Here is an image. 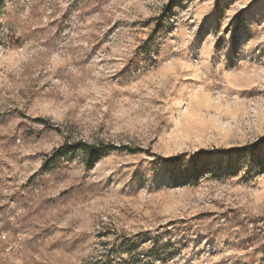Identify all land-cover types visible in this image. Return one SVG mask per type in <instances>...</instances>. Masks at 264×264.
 <instances>
[{
  "label": "rangeland",
  "instance_id": "obj_1",
  "mask_svg": "<svg viewBox=\"0 0 264 264\" xmlns=\"http://www.w3.org/2000/svg\"><path fill=\"white\" fill-rule=\"evenodd\" d=\"M263 138L264 0H0V264H264Z\"/></svg>",
  "mask_w": 264,
  "mask_h": 264
},
{
  "label": "trees",
  "instance_id": "obj_2",
  "mask_svg": "<svg viewBox=\"0 0 264 264\" xmlns=\"http://www.w3.org/2000/svg\"><path fill=\"white\" fill-rule=\"evenodd\" d=\"M166 9H169V7H166L165 10ZM36 121L41 123L42 125H44L45 127L49 128V129L54 128L53 124H51L50 121H48L44 118H39ZM55 129L58 130V128H55ZM263 144H264V138L261 139L259 142L248 144L243 148H237V149H232V150H218L217 152L218 153L254 152V151L258 150ZM68 148L81 149V150L87 152L88 154H101V153H106V152L118 149L117 147H115L113 145H109V144L108 145H106V144L93 145V144H88L85 142H78L73 146H69V144H65L58 151H59V153H62V152H65ZM129 151H131L133 153H149V152L143 150L142 148H136V149L129 148ZM211 153H212V151H202L201 153H199L198 156H196V158L194 160H199L202 155L211 154ZM168 161H169V163H174V162L178 161V158H172V159H169Z\"/></svg>",
  "mask_w": 264,
  "mask_h": 264
}]
</instances>
